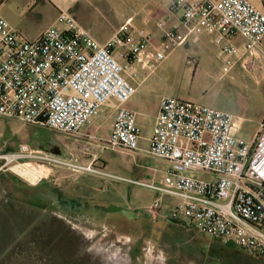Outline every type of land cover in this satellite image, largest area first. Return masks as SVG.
<instances>
[{
	"label": "built area",
	"instance_id": "1",
	"mask_svg": "<svg viewBox=\"0 0 264 264\" xmlns=\"http://www.w3.org/2000/svg\"><path fill=\"white\" fill-rule=\"evenodd\" d=\"M171 10L181 11L182 18L171 27L158 23L163 33L159 51L145 55L152 37L142 31L140 41L128 43L123 56L145 63V55L152 59L149 68H154L183 45L188 35L203 28L217 34L223 75L234 67L236 57H264V0L260 5L251 0H173ZM131 27L127 23L103 45L74 17L60 12L56 23L31 41L0 14V117L76 135L113 100L116 113L107 147L139 150L136 113L126 106L136 87L126 75L128 64L111 50L125 42ZM181 27L187 32H181ZM236 38L244 41L243 53ZM235 128V118L229 113L164 98L148 153L168 164L165 176L160 184L131 182L157 194L146 208L150 216H158L164 201L173 202L169 220L188 221L199 234L264 262V125L252 142L237 137ZM26 150L23 146L15 159ZM70 162L96 172L93 163L81 167L76 158Z\"/></svg>",
	"mask_w": 264,
	"mask_h": 264
},
{
	"label": "rangeland",
	"instance_id": "2",
	"mask_svg": "<svg viewBox=\"0 0 264 264\" xmlns=\"http://www.w3.org/2000/svg\"><path fill=\"white\" fill-rule=\"evenodd\" d=\"M14 1L20 0L5 5L9 21L33 41L54 21L60 0H36V7L29 11L15 6ZM64 3L71 11L63 12L93 26L104 38L119 23L106 20L105 14L81 0ZM257 78L259 92H244L238 102L247 118L264 125V69L259 68ZM183 89V83L172 75L163 90L177 97ZM62 134L0 117V264H264L242 249L226 247L197 231L191 239L180 235L178 248L171 247L172 239L175 243L171 236L161 237L159 243L153 225L145 219L136 220L134 212L127 209L129 203L115 212L67 204V198L72 197L107 201L110 195H121L123 189L118 177L97 170L101 164H93L96 172L67 164L75 158L67 160L55 153V140ZM23 146H27L24 156L15 159ZM15 164L27 166L39 176L38 181L33 184L13 172L10 168ZM195 176L212 178L205 173ZM183 222L190 227L188 221Z\"/></svg>",
	"mask_w": 264,
	"mask_h": 264
},
{
	"label": "crops",
	"instance_id": "3",
	"mask_svg": "<svg viewBox=\"0 0 264 264\" xmlns=\"http://www.w3.org/2000/svg\"><path fill=\"white\" fill-rule=\"evenodd\" d=\"M81 1L96 7L98 12L105 14L106 20L119 21L109 32V36L104 38L103 33L98 32L99 30L91 25L79 23L73 16L83 29L103 45L108 44L124 25L131 23V32L126 36L125 42L117 43L111 50L117 59L128 64L126 75L136 87L135 94L126 106L136 113V122L141 137L139 150L136 151L112 150L107 147L105 142L111 134L116 113V102L113 100L102 106L86 122L80 133L57 136L55 140L56 154L67 160L71 157L76 158L82 165L101 164L95 168L118 177L123 189L121 195H110L107 201L79 200L72 197L71 199L67 198L70 201L66 200V203L100 212L122 211L129 203L131 208L127 209L134 212L136 220L145 219L153 225V232L160 236V238L158 237L159 243L162 242L161 237L171 236V238H175V243L172 239L171 247L178 248L179 240H181L180 235L185 239L193 238L192 235L196 231L194 226L190 222H188L190 223V227H188L186 226L188 224L183 221H171L167 218L173 202L164 201L158 216L151 217L146 212V208L154 203L157 194L146 187L131 182L144 181L160 184L165 176L168 164L148 153L161 101L166 97H171L163 89L170 81L171 76L174 75L183 83L184 89L180 96L171 98L200 103L233 115L236 123L235 135L252 142L263 124H257L247 118L242 103L238 102V99L243 96L244 92H259L260 84L257 75L259 68L264 69V57L262 55L253 58L247 55L236 57L234 58L236 60L234 67L229 73L223 75L224 61L219 53L216 32L197 28L188 35L183 45L164 61L156 64L154 68H149L152 59H145L144 56L152 55L162 47L163 33L158 27V23L163 21L166 27H171L179 23L182 18L181 11L171 10L173 0ZM8 2H12V0H0V14L10 23L9 8L5 6ZM63 3L64 0H60L56 4L55 8L58 14L50 26L56 23L60 11H71L69 4ZM13 4L21 6L22 9L26 7V10L29 11L36 7V0L14 1ZM254 4L260 5V0ZM10 25L17 30L11 23ZM98 27L103 28L102 26ZM180 30L183 33L187 32L185 27H181ZM142 31L152 37L149 45L144 49L145 63L129 60L123 56L128 43L140 41ZM235 41L243 53V39L236 38ZM134 73H136L135 78L132 76ZM111 193L113 192L111 191Z\"/></svg>",
	"mask_w": 264,
	"mask_h": 264
},
{
	"label": "bare ground",
	"instance_id": "4",
	"mask_svg": "<svg viewBox=\"0 0 264 264\" xmlns=\"http://www.w3.org/2000/svg\"><path fill=\"white\" fill-rule=\"evenodd\" d=\"M10 169L33 184L38 181L39 176H36L32 170L23 164H15Z\"/></svg>",
	"mask_w": 264,
	"mask_h": 264
},
{
	"label": "flooded vegetation",
	"instance_id": "5",
	"mask_svg": "<svg viewBox=\"0 0 264 264\" xmlns=\"http://www.w3.org/2000/svg\"><path fill=\"white\" fill-rule=\"evenodd\" d=\"M229 248H232L233 249V247H229Z\"/></svg>",
	"mask_w": 264,
	"mask_h": 264
}]
</instances>
